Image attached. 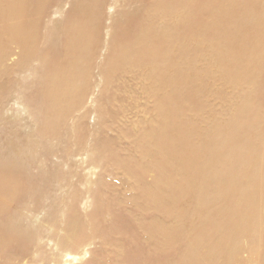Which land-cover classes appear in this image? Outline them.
Segmentation results:
<instances>
[{"label": "bare ground", "instance_id": "1", "mask_svg": "<svg viewBox=\"0 0 264 264\" xmlns=\"http://www.w3.org/2000/svg\"><path fill=\"white\" fill-rule=\"evenodd\" d=\"M106 27L108 48L97 73L103 92L113 89L114 94L102 105L116 112V106L131 104V97L118 95L131 78L147 94L148 80L163 82L155 108L162 115L163 132L153 140L175 158H161L148 168V123L140 132L127 134L139 148V158L105 161L121 170L134 192L107 205L99 200L92 217L107 214L109 223L100 218L92 225L93 233L115 239L123 257L120 264H148V234L153 249L165 252L163 263L150 264H264V127L258 110L245 96L227 121V102L216 87L215 100L223 103L225 120L210 124L207 155L196 148L193 128L191 136L183 133L187 126L198 127L183 110L203 113L198 100L208 92L207 74L195 64L207 41L215 52L206 53L205 59L218 64L223 59V73L218 68L215 78L226 79L221 88L256 80V62L262 58L258 53L264 48V0H0V77L15 69L30 74L27 82L33 89L23 97L36 109L38 139L52 137L67 111L88 94L89 85L79 91L77 87L93 78ZM11 46L18 50L17 63L2 70L14 55ZM245 62L247 68L241 66ZM185 90L189 95L183 97ZM6 134L11 137V131ZM33 145L27 148L35 154ZM15 151L0 152V264L85 260L86 228L76 221L75 209L63 222L61 239H55V227L46 228L45 245L42 230L19 215L20 204L40 201L62 178L58 165L45 168L35 158L26 162L30 158H19ZM148 171L156 172L167 188L154 183L148 188ZM148 202L164 221L152 216L148 226ZM245 249L249 257L241 259Z\"/></svg>", "mask_w": 264, "mask_h": 264}, {"label": "rangeland", "instance_id": "2", "mask_svg": "<svg viewBox=\"0 0 264 264\" xmlns=\"http://www.w3.org/2000/svg\"><path fill=\"white\" fill-rule=\"evenodd\" d=\"M107 14L111 15L112 11L108 9ZM109 22L110 20L107 19L105 24L108 25ZM101 37L102 48L93 69V78L89 79L88 83L78 84L77 87V91H79L83 85H89L88 94L79 101V104L74 105L72 110H68L65 115L62 113L64 116L61 119L60 127L46 141L38 139L36 132L39 124L36 121V109L30 104H26L23 97L24 94L31 93L33 89V86L27 82L30 80V74L15 69L14 73L7 71L8 73H4L2 78L0 77V82L3 83L2 89H0V152L14 149L15 152H19V158H30L26 162L33 161L32 158H35L37 164L45 168L58 165L62 178L61 182L56 181V184L52 186L53 188L45 191L40 201H26L20 204L18 213L29 223L31 222L32 225L41 229L42 233L48 232L46 229L48 226L55 227V239L59 240L65 236L63 222L67 214L75 209L76 221H79L80 224L84 223L83 228H86L83 248L92 254L91 256L88 254L85 260H79L75 264H85L88 261H93L95 264H120L123 259L118 252L121 250L115 243V239L111 241L107 239L108 237L97 236L94 234L95 232L93 233L92 225L99 223L100 218L102 223H109V215L101 214L98 218L92 216L99 200L100 203L107 205L109 200L117 196L130 197L134 192V189L130 187L131 184L129 186V182L123 178L121 170L105 161L139 158L140 150L127 134L140 132L137 130L148 123V168L161 158H169L170 156L175 158V155L165 154L167 151L159 146V140H153L154 134L163 132L160 128L162 115L155 110L159 100L158 91L165 89L162 86L163 82L148 80L147 94L146 91L142 92L140 81H137L135 77L131 78L129 82L125 83L124 92L115 91L122 98L131 97V104L125 105L123 103L116 106V112L113 111L112 107L106 109L102 105L103 101H108L107 95L114 94V91L109 89L103 92L102 79L97 73L101 58L108 48L107 41L110 35L107 27L102 31ZM202 39L204 38L202 37ZM209 43L210 41H207L206 45L199 49V52L204 56L201 57L199 53V58L195 64L197 68L207 74L205 84L208 87V92L198 100L199 108L203 110V113L199 111L195 113L192 109L183 110L198 126H187L183 133L191 136L189 127L197 132L196 143L198 146L196 148H200L202 152L204 150V156L207 155L212 145L210 124L216 118L225 120L222 113L223 103L215 100L213 88L217 87L219 98L225 99L227 102V121L234 117L231 111L235 109L238 111L239 102L244 103L243 99L247 96L246 102L251 104V108H256V112L258 110L259 124L264 127V48L258 53V56L261 54L262 58L258 63L256 62V80L237 81L233 85L228 84L227 88L223 89L221 82L226 79L215 80L218 78V68L223 73L224 63L221 62L223 59L220 60L219 64L214 60L212 61L215 63H209L205 59L206 53L212 52L211 54L214 55L213 52H215L214 49L210 48ZM223 46L224 43L221 42L220 48ZM10 51L9 53L14 55L9 59L7 58L3 64L5 66L1 68L2 70L14 67L17 63L18 50L15 46H11ZM242 65L245 68L248 67L246 62ZM261 88L262 91H259ZM185 95H189L188 90L184 91L183 97ZM183 99L185 100V98ZM99 104L104 109L102 112L99 111ZM183 104L184 106L189 105V103ZM6 131H11V137L6 134ZM29 143L37 145H33L37 149L35 154L27 148ZM179 157L187 158V154L184 156L179 154ZM181 175L184 177L183 173ZM175 177L181 178V181L183 179L178 173L175 174ZM124 181L126 184L123 186L122 182ZM153 183L158 189L167 188V183L160 181L156 172L148 171V188ZM107 189L112 193L110 194ZM75 195H79V198L77 199ZM33 209L36 216H34ZM153 211L148 202V226L152 216H158L159 220L164 221L162 215L155 214ZM105 224L104 226L107 227ZM42 235L45 245L48 243L47 237L45 238L47 234L43 233ZM155 243L158 247H164L157 241ZM164 254V251L153 249L148 234V264L152 261L163 263ZM246 254L245 249L240 254V258H248L249 256ZM170 256L166 255L165 259Z\"/></svg>", "mask_w": 264, "mask_h": 264}]
</instances>
